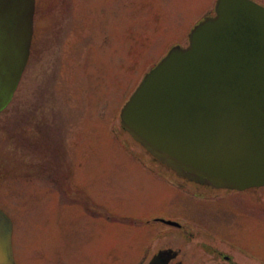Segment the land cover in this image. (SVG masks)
Listing matches in <instances>:
<instances>
[{"label":"rangeland","instance_id":"obj_1","mask_svg":"<svg viewBox=\"0 0 264 264\" xmlns=\"http://www.w3.org/2000/svg\"><path fill=\"white\" fill-rule=\"evenodd\" d=\"M36 2L31 57L0 115V208L14 224L15 264H147L163 249L185 264H220L159 222L217 204L177 188L120 117L216 0ZM218 196L245 230L232 238L258 259L240 257L264 264V188ZM233 244L224 247L238 254Z\"/></svg>","mask_w":264,"mask_h":264},{"label":"water","instance_id":"obj_2","mask_svg":"<svg viewBox=\"0 0 264 264\" xmlns=\"http://www.w3.org/2000/svg\"><path fill=\"white\" fill-rule=\"evenodd\" d=\"M36 0H0V114L27 67ZM186 49L166 56L122 112L123 126L178 176L216 188L264 187V7L219 0ZM163 250L149 264H169ZM0 264H15L0 208Z\"/></svg>","mask_w":264,"mask_h":264},{"label":"flooded vegetation","instance_id":"obj_3","mask_svg":"<svg viewBox=\"0 0 264 264\" xmlns=\"http://www.w3.org/2000/svg\"><path fill=\"white\" fill-rule=\"evenodd\" d=\"M217 1L218 0H216V3ZM254 1L259 4L261 3L258 2V0ZM216 3L214 4V10H210L211 12L207 13V15L215 14ZM261 4L264 6V3ZM207 15L205 17H207ZM179 181H177V186L180 189H185L188 185H194V189L192 190L193 194L190 196L193 197L196 202L200 203L205 201L210 204H217V206L211 208L210 210L195 209L196 214L191 218L189 217L186 220L184 219V223L170 225L165 222L169 227L176 228L175 237H178L180 239V243H186L189 246L196 247L197 249H199V251L204 253L205 256H208V259L212 260L214 263L218 262L220 264H248L247 261H244V259L240 257L242 255H245L244 258L246 259L247 255L252 256L254 260L258 259L257 255L252 252L251 249L248 251L246 246L242 245L232 238V234H235V232H243L245 230L240 229L239 225L242 224H240L239 219H235L234 222H229V220L231 219H227V212H231L232 214H235L237 212L233 211L230 207V209L227 207L225 208L222 198L218 196L221 192L227 191L226 189H213L205 184L199 185L195 182L190 183L183 179H179ZM236 192H233L232 194H235ZM216 226L218 228H226L227 232L216 228ZM227 240L234 243V247L240 251L238 254L233 251L234 249L227 250L224 247V242H227ZM177 254L178 257L174 259V261L177 260V262L174 263L173 261L172 264H185L184 260L180 259V251H177Z\"/></svg>","mask_w":264,"mask_h":264}]
</instances>
